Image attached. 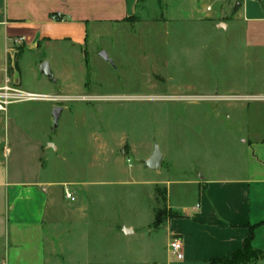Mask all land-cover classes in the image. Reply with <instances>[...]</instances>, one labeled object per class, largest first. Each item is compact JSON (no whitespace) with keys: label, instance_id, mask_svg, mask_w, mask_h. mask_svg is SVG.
Here are the masks:
<instances>
[{"label":"rangeland","instance_id":"rangeland-1","mask_svg":"<svg viewBox=\"0 0 264 264\" xmlns=\"http://www.w3.org/2000/svg\"><path fill=\"white\" fill-rule=\"evenodd\" d=\"M235 5L199 0L191 11L189 0H140L134 20L97 37L88 30L81 50L52 44L0 73L21 91L61 95L6 105L4 165L8 176L74 184L66 185L73 202L52 187L46 231L53 224L60 238L68 222L88 220L91 264H154L164 233L155 211L163 220L169 204L196 203V187L183 181L220 174L240 160L241 139L264 137V20H244ZM44 61L52 80L39 71ZM54 106L63 108L56 128ZM155 146L162 163L152 170L144 161ZM79 205L82 215L68 212ZM4 254L0 231V264ZM68 259L62 264H78Z\"/></svg>","mask_w":264,"mask_h":264},{"label":"crops","instance_id":"crops-1","mask_svg":"<svg viewBox=\"0 0 264 264\" xmlns=\"http://www.w3.org/2000/svg\"><path fill=\"white\" fill-rule=\"evenodd\" d=\"M198 1L189 0L191 11H197ZM221 1H235L238 5L233 11L239 14L242 10L244 20H264V0H243V6L242 0ZM139 2L0 0V73H8V68L16 69L19 56L38 54L52 44L81 50L86 45L88 30L97 37L107 25H126L128 20L135 19ZM205 11H212L209 4ZM57 14L59 18L54 19ZM216 24L217 27L220 25ZM224 25L226 29L229 27L228 23ZM36 60L41 62L39 57ZM4 85L0 81V88ZM68 86L75 87L74 84ZM45 96L61 97L59 94ZM4 139L5 130L0 126V231L5 240L4 264H62L65 258L78 264V259L83 258L86 261L80 264H91L88 259L97 241L90 235L93 226L88 220H78L75 224L68 222L60 238L52 232L53 228L56 231L55 225H51V231H46L45 218L54 193L52 187L64 188L73 183L34 180L31 174L22 177L19 172L8 176L4 165V154L8 149H4ZM239 143L241 157L231 168L217 175L183 181L196 187V203L169 204L168 211L173 208L179 215L164 216L165 219L157 223L154 220L155 227L164 222L161 247L158 248L161 255L154 264H210L214 259L226 260L242 248L250 231L251 246L264 252V137L252 132ZM57 149L50 150L56 152ZM83 211L80 205L68 209L78 215ZM71 233L74 235L70 238ZM173 239L180 241L181 260H177L171 251ZM254 264H264V260Z\"/></svg>","mask_w":264,"mask_h":264},{"label":"built area","instance_id":"built-area-1","mask_svg":"<svg viewBox=\"0 0 264 264\" xmlns=\"http://www.w3.org/2000/svg\"><path fill=\"white\" fill-rule=\"evenodd\" d=\"M54 19H58L59 15H54ZM20 38L19 40H21ZM43 100V99H55V97L45 96L41 94H34L29 92H24L19 90L15 86L8 85V81L5 83L3 87L0 88V113L4 112L6 109V105L13 101H23V100ZM64 198L73 202L75 201V196L72 191L65 185L63 188ZM171 251L175 255L177 260H181L183 258L182 248L180 241L177 239H173L171 244Z\"/></svg>","mask_w":264,"mask_h":264},{"label":"trees","instance_id":"trees-1","mask_svg":"<svg viewBox=\"0 0 264 264\" xmlns=\"http://www.w3.org/2000/svg\"><path fill=\"white\" fill-rule=\"evenodd\" d=\"M8 73H11V69L8 68ZM164 213L161 209L155 211V222H159ZM169 216L176 217L179 214L176 212H169ZM252 231H250L248 237L243 243L241 249L233 252L231 256L226 260L214 259L210 264H254L258 260H264V252L256 250L251 246Z\"/></svg>","mask_w":264,"mask_h":264},{"label":"water","instance_id":"water-1","mask_svg":"<svg viewBox=\"0 0 264 264\" xmlns=\"http://www.w3.org/2000/svg\"><path fill=\"white\" fill-rule=\"evenodd\" d=\"M218 27H220V25H218ZM99 57L102 58L103 60L111 63V60L108 58L107 54L105 52H100L99 53ZM39 71L42 75L46 76L47 78H49L50 80L53 79V75L52 72L50 70L49 64L47 61L42 62L39 65ZM62 107L61 106H54L52 113H51V117H52V127L56 128L57 124H58V120L60 118L61 112H62ZM47 148H54L53 145L49 144V146ZM162 161V155L160 153V150L158 149L157 146L154 147L151 156L144 161V165L152 170H156L160 167ZM123 232L125 234H130L131 231L124 229Z\"/></svg>","mask_w":264,"mask_h":264}]
</instances>
